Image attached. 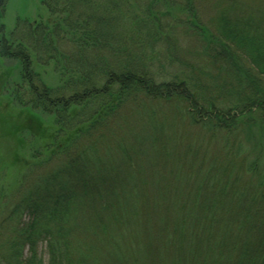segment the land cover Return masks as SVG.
Returning <instances> with one entry per match:
<instances>
[{
    "label": "trees",
    "instance_id": "trees-1",
    "mask_svg": "<svg viewBox=\"0 0 264 264\" xmlns=\"http://www.w3.org/2000/svg\"><path fill=\"white\" fill-rule=\"evenodd\" d=\"M8 1L0 0V16ZM131 1L40 0L51 21L16 17L9 36L0 23V60L17 77L7 81L6 95L14 107L44 117L52 135L41 156L37 148L31 151L46 167L41 182L35 173L25 176L24 187L5 204L9 222L24 213L28 220L0 241V264H264V171L258 172V158L237 160L242 144L235 151L224 146L221 154L233 161L228 156L198 163V146H192L184 154L192 156L187 170L177 171L181 175L148 178L153 191L127 154L114 167L97 149L101 127L120 108L151 117L155 108L168 110L170 101L173 122L164 129L195 126L215 138L233 136L239 127H248L250 135L253 125L263 135V0H253L254 8L241 17L231 16L228 7L213 20L212 32L200 23L193 1L171 0L226 76L217 87L219 98L200 93L180 70L158 82L139 58L121 63L115 55L102 56L105 50L120 55L127 46L141 48L135 35L146 21L134 14L139 9L132 10ZM144 17L161 24L165 16ZM151 31L149 41L155 42L159 34ZM162 41L168 58L171 35ZM34 64L52 66L59 84L48 86ZM69 132L72 137L61 143ZM190 168L195 171L187 173ZM236 168L256 172L252 182L231 183Z\"/></svg>",
    "mask_w": 264,
    "mask_h": 264
},
{
    "label": "rangeland",
    "instance_id": "rangeland-1",
    "mask_svg": "<svg viewBox=\"0 0 264 264\" xmlns=\"http://www.w3.org/2000/svg\"><path fill=\"white\" fill-rule=\"evenodd\" d=\"M191 1L194 5L193 10H196V15L200 18V23L207 27L210 32L214 30L213 20H217L221 12H227L228 7L232 9L228 12L231 13V16L241 17L239 14L243 11L250 13L249 9L254 8L253 5H255L253 0ZM262 4H264V0ZM130 6L132 10L139 9L135 10L134 14L139 15L141 21H146L144 24H138L135 35V39L139 41L141 48L136 45L127 46L120 55L117 51L108 50V52L105 50L102 52V56L111 60L113 59L111 58L112 55H115L114 60L121 63L139 58L143 60L144 68L157 77L158 82H167L164 78L171 71L176 70L178 72L180 70L186 78L192 79L200 93L204 92L207 97L218 96L220 91L217 87L226 82L224 80L226 76L221 68L212 62V57L205 51L203 43L194 37L190 28L186 29L187 22L185 19L188 16L185 12L179 9L176 10L175 2H171V0H132ZM150 13L165 16L162 18L161 24L149 22L144 17L146 14L150 15ZM262 16L264 17V14ZM16 17L29 19L33 22L40 19L45 22L51 21L46 9L41 6L40 0H9L4 14L0 16V23L4 27L6 36L11 34ZM175 26L177 27L175 28ZM151 30H155L159 34V39H155V42L153 40L149 41L148 34L153 33ZM167 34L171 35V53H168L170 62L167 58V52L170 50L164 47L165 44L162 41ZM140 49H143V53L140 52ZM133 51L137 55L131 56L130 52ZM33 67L48 86L53 87L59 84V77L53 72L52 66L42 67L34 64ZM16 78L14 67L0 60V241L10 235L16 223H27L28 215L26 213L17 221L9 222L6 218L8 210H6L5 204L7 200H10V195L16 196L19 187H24L25 181L23 182V179L25 176L35 173L37 175H34V180L38 181L39 179L41 182L38 176L44 175L46 167L42 162L40 165L37 163L41 161V158L31 151L37 148L41 156L42 148H46V145L52 140L51 126L44 117L41 118L28 110L14 107L7 97L5 89L7 81L17 80ZM217 101L224 100L220 97ZM167 105L168 110L166 111L155 108L156 113L151 117L140 109L120 108L118 114L117 112L112 114L104 128L101 127L100 131L103 132L104 139L99 140L98 145L96 143L100 155L104 158L109 156L110 164L117 167L118 163L127 159L125 157L127 154L128 160H132L139 169L138 171H141L140 174L148 180L151 191H153L155 185L148 178L152 180L153 173L163 178L170 176L172 171H175V176H177L181 175L178 172L182 171V168H185V171L187 170V161L191 160L192 156L189 157L190 154H184L186 151L190 153L192 146H198L197 152L193 154L194 159L199 157L196 162L198 163L203 159L206 162L209 159H215V157L222 162L228 156L231 157L229 160L233 161L232 155L221 154L224 146L232 145L231 149L235 151L237 144H242L241 155L237 160L241 162L242 157L248 159L258 158V172L264 171V133L261 135L256 126L250 125V135H248V127H239L232 134L233 136L226 137L222 134L215 138L211 135L208 136L207 132L195 126H188L185 130L178 127L174 132L168 127L163 128L166 123L171 128L173 122L171 101ZM71 133L69 132L67 136L61 137L60 142L64 143L71 138ZM182 134L183 136H181ZM97 135L98 132H94L91 139H96ZM208 137L213 138V140L210 141ZM174 149H176V152ZM177 152L181 154V162L175 160L176 156L174 154L177 155ZM192 166L197 168L194 164ZM192 171L195 170L190 168L187 173ZM254 173L256 174V172H244L240 168H236L230 182L232 183V179H235L238 182L241 180V182L249 184L252 182L251 175L253 176ZM30 180L26 182L25 187L30 186ZM169 191H171V188ZM38 250L42 253V243L38 246Z\"/></svg>",
    "mask_w": 264,
    "mask_h": 264
}]
</instances>
